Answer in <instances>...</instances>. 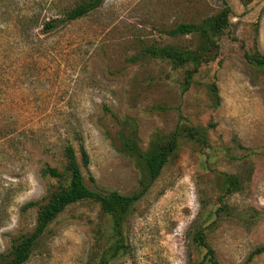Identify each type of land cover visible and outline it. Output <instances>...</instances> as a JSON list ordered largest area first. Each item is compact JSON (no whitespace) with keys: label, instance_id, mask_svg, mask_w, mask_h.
Masks as SVG:
<instances>
[{"label":"rangeland","instance_id":"374dc122","mask_svg":"<svg viewBox=\"0 0 264 264\" xmlns=\"http://www.w3.org/2000/svg\"><path fill=\"white\" fill-rule=\"evenodd\" d=\"M76 1L0 0V253L33 228L37 205H24L55 183L40 169L60 167L62 144L78 149L76 133L89 155L87 185L140 189V167L118 150V117L141 149L187 125L202 127L207 144L180 140L120 236L99 204L82 200L51 222L23 264H97L119 238L109 264H211L193 240L197 228L219 264H264V250L252 254L264 245V70L244 57L264 54V0H104L87 16L43 29ZM223 9L229 24L214 36L217 55L188 85L185 67L139 56L146 43L195 44L166 31ZM225 173L238 176L237 191L225 193Z\"/></svg>","mask_w":264,"mask_h":264},{"label":"trees","instance_id":"16d2710c","mask_svg":"<svg viewBox=\"0 0 264 264\" xmlns=\"http://www.w3.org/2000/svg\"><path fill=\"white\" fill-rule=\"evenodd\" d=\"M103 1L77 0L73 5H64L58 10L55 17L44 21L43 29L48 31L53 30L58 26H63L71 21L87 16L97 9ZM26 19L33 21L34 17H26ZM228 24V9H223L198 22H180L168 29L166 33L170 36L189 35L195 37V44L185 46L146 43L141 46L139 56L166 60L173 69L185 67L184 84L188 85L193 74L201 64L215 59L218 44L214 36L221 34ZM244 57L250 65L264 70V54L244 51ZM189 64L192 65V68H186ZM212 91L215 97H217L214 85ZM115 118L118 124L116 134L118 150L135 160L137 166L140 167L142 176L140 189L131 194H122L116 190L103 192L87 185L83 169L89 165V155L81 141V137L76 133L75 138L78 143V149H76L72 142H64L61 146L62 163L60 167L45 165L40 169L43 176L54 178L55 183L40 200H32L24 205V208L37 205L35 224L29 232L12 238L9 249L0 253V263L23 264L26 262L31 256L38 239L47 230L51 222L67 206L82 200H92L99 204L100 209L110 216L115 235L120 236L122 226L132 207L159 176L164 165L177 154L180 140L188 138L201 144H207V135L201 129L202 127L187 125L182 126V128L180 126L179 129L173 130L168 134L159 133L154 135L149 145L145 149H141L136 133L132 129H127L128 122L118 119V117ZM89 178L94 180L92 176H89ZM224 181L226 194L235 192L240 188V180L235 174L225 173ZM119 240H116L115 243H112L102 252L97 264H109L110 259L117 254L121 246ZM193 240L205 248L204 259L208 260L211 264H219L215 251L202 229H196ZM263 250L264 245L259 246L253 250L252 254L260 253Z\"/></svg>","mask_w":264,"mask_h":264}]
</instances>
